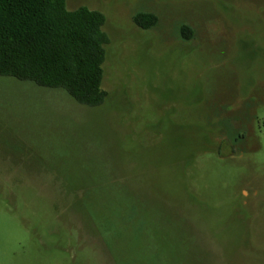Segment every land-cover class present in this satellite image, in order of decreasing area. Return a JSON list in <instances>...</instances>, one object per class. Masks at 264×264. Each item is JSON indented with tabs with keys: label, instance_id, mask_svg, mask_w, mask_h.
Masks as SVG:
<instances>
[{
	"label": "rangeland",
	"instance_id": "374dc122",
	"mask_svg": "<svg viewBox=\"0 0 264 264\" xmlns=\"http://www.w3.org/2000/svg\"><path fill=\"white\" fill-rule=\"evenodd\" d=\"M82 7L104 105L0 76V264H264V0Z\"/></svg>",
	"mask_w": 264,
	"mask_h": 264
},
{
	"label": "trees",
	"instance_id": "16d2710c",
	"mask_svg": "<svg viewBox=\"0 0 264 264\" xmlns=\"http://www.w3.org/2000/svg\"><path fill=\"white\" fill-rule=\"evenodd\" d=\"M134 22L150 30L158 19L138 14ZM105 23L101 12L69 11L67 0H0V76L64 90L83 106L104 105ZM181 34L192 38L187 26Z\"/></svg>",
	"mask_w": 264,
	"mask_h": 264
}]
</instances>
